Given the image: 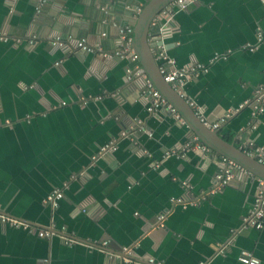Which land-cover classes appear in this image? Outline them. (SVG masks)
Here are the masks:
<instances>
[{"label":"crops","instance_id":"crops-1","mask_svg":"<svg viewBox=\"0 0 264 264\" xmlns=\"http://www.w3.org/2000/svg\"><path fill=\"white\" fill-rule=\"evenodd\" d=\"M37 1L0 0V29L13 37L35 33L40 40L33 49L0 42V122L11 121L0 126V205L39 230L54 226L56 234L40 238L0 223V264H148L150 258L159 264H242L243 250L264 264V228L242 229L258 181L237 176L210 193L222 158L190 148L180 158L164 159L197 136L165 109L148 112L143 79L126 80V60L66 55L51 44L55 35H73L113 52L118 31L103 23L101 8L108 6L109 18L126 24L133 19L125 3L144 7L150 0H50L36 14ZM173 26L164 43L177 67L210 66L189 77L187 100L209 123L232 112L219 129L226 141L264 148V111H255L264 106V41L254 51L246 48L258 43L259 31L264 34L260 0H200L178 12ZM99 96L104 98L95 100ZM138 121L153 134H134L152 157L138 154L130 137L122 136ZM112 141L116 149L92 161ZM65 185L57 209L44 204ZM176 198L190 203L185 207ZM62 237L109 241L107 250L116 257L68 246Z\"/></svg>","mask_w":264,"mask_h":264},{"label":"built area","instance_id":"built-area-1","mask_svg":"<svg viewBox=\"0 0 264 264\" xmlns=\"http://www.w3.org/2000/svg\"><path fill=\"white\" fill-rule=\"evenodd\" d=\"M200 0H175L169 5H167L152 21L151 30L149 32V44L151 46V50L155 56V59L158 63L161 74L164 77V80L171 84V86L176 90L182 97H185V93L183 92L184 85L188 81L191 76H198L201 73H207L209 71V64H202L197 62H192L187 64L186 66L179 68L177 67L176 60L172 58L169 53L166 44L164 43V38L168 37L172 32H174L175 28L173 26V21L175 16L180 11H185L191 4L199 3ZM50 2V0H38L36 5V14H41L45 6ZM263 8H264V0H260ZM125 9L129 11L132 15V22L126 24H120L114 18L110 19V10L108 6H103L101 8L105 17L103 19V23L116 29L118 31V38L116 40V49L113 52H105L100 44L92 45L85 38H78L73 35H68L66 37H62L61 35H55L51 39V44L54 48L61 50L66 55L73 54L76 52H84V53H92L98 54L100 57L108 60H126L129 65L126 67V80L128 82L134 81L135 79H143V85L141 86L140 94L141 97L148 102V112L151 114H157L162 110L169 111L176 122L181 125H186L180 114L176 111V109L169 104L160 94L158 90L153 86L148 77L145 75L142 65L139 61L138 55L135 53L132 43L134 38V30L135 24L143 11V6L135 5V4H127L125 3ZM10 13L14 11L13 7H10ZM102 38H106L108 36L107 30H104L101 34ZM264 34L263 32H258V43L256 45L248 44L246 46L247 49L254 51L258 48V46L263 43ZM0 42L3 43H14L15 45H21L25 43L28 48H35L39 44V36L35 33L30 34L27 38L22 37H13L12 34L6 29H0ZM228 53L223 55L216 54V58L224 57L226 58ZM61 62H57L56 65L59 66ZM113 96L119 97L117 94H112ZM104 96H99L95 100H102ZM186 98V97H185ZM190 106L197 112L200 116L201 120L204 122L212 130H219L221 126L227 122V120L232 116V112L227 113L224 117H222L219 121L215 123H209L201 116V111L196 106L195 102L189 101ZM84 104H88V101L84 99ZM246 104H242L241 108H244ZM66 105V103H63ZM255 111L263 112L264 106L258 105L255 106ZM255 114V113H254ZM11 124V121L0 122V126ZM136 133H145L153 136L152 132L147 128V126L138 121L136 124L131 125L126 131L123 130V137H130L131 141L134 144L135 150L138 154L147 155L152 157V155L143 149L139 143L137 142V138L134 134ZM196 148L201 151L203 154L210 155L213 151L199 141L197 137H194L191 142H188L183 148L178 150H171L165 153L164 159L177 157L180 158L184 156V154L190 149ZM116 149L115 141H112L110 144H107L103 147H100L98 154L92 157V161L97 160L99 156H103L104 154H109ZM240 149L245 152L248 156L256 159L259 163L264 165V148L257 146L253 142L242 144ZM153 166L158 167L157 163H154ZM84 174V173H82ZM241 178H252L258 181V189L256 198L253 204V207L250 213L244 217L242 229H257L261 230L264 228V181L254 176L250 171L243 168L241 165L235 163L234 161L228 160L226 158H222L219 168L217 170V174L215 176L214 188L210 191V193L215 192L216 190H221L222 188L228 186L236 177ZM76 178V177H73ZM186 188L190 186L188 184H184ZM67 185L63 188H55L44 200V204L47 206H51L53 209H57L60 206L61 201L65 198V189ZM177 204L187 206L190 202H188L184 198H176L172 200ZM194 205L195 203H192ZM167 218V213H163L158 218V224L161 227H164V222ZM0 223L2 225L9 226L13 229H26L32 234H37L40 238H51L53 237L55 232V227L51 226L49 229L39 230L34 225L21 221L19 219L13 218L3 212V208L0 205ZM61 232L63 234L67 233V227H63ZM64 242L68 246H73L77 244H81L83 246L89 248H98L102 252L109 255L110 259L115 258L116 255L110 253L107 250L109 246V241L103 242H87L77 240L75 238L62 237ZM128 260H130V250L129 248H124L122 250ZM129 257V258H128ZM124 259V258H123ZM239 261L242 264H260V260L250 251L243 250L239 256ZM131 262V261H130ZM48 263V260L45 261ZM148 264H159L155 261L154 258H150L148 260ZM205 264V263H202Z\"/></svg>","mask_w":264,"mask_h":264},{"label":"water","instance_id":"water-1","mask_svg":"<svg viewBox=\"0 0 264 264\" xmlns=\"http://www.w3.org/2000/svg\"><path fill=\"white\" fill-rule=\"evenodd\" d=\"M173 1L175 0H150L143 7L135 24L132 47L139 57L145 75L162 97L176 109L200 142L220 155L221 158L234 161L264 181V165L248 156L234 142L231 143L223 139L219 130H212L205 125L197 112L190 106L187 98L182 97L171 84L164 80L149 44V32L154 18ZM262 95L264 96V93Z\"/></svg>","mask_w":264,"mask_h":264}]
</instances>
